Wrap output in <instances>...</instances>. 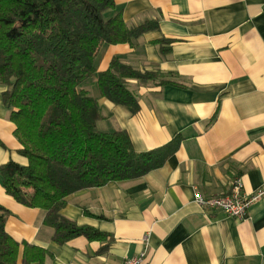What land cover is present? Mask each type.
Wrapping results in <instances>:
<instances>
[{"label": "crops", "instance_id": "crops-1", "mask_svg": "<svg viewBox=\"0 0 264 264\" xmlns=\"http://www.w3.org/2000/svg\"><path fill=\"white\" fill-rule=\"evenodd\" d=\"M114 1L127 26L156 27L131 43L103 46L96 70H106L117 56L160 77L128 79L139 103L134 114L102 97L96 76L86 80L82 88L102 115L96 127L125 131L137 152L175 137L178 148L139 179L65 197L61 215L106 234L101 239L54 242L44 212L8 196L0 178V204L10 212L6 231L44 249V264H122L144 249L142 264H264V196L241 220L195 201L196 193H230L237 178L244 193L264 190V0ZM5 89L0 85V165H27Z\"/></svg>", "mask_w": 264, "mask_h": 264}, {"label": "trees", "instance_id": "trees-1", "mask_svg": "<svg viewBox=\"0 0 264 264\" xmlns=\"http://www.w3.org/2000/svg\"><path fill=\"white\" fill-rule=\"evenodd\" d=\"M155 27L152 22L127 26L114 0H0L2 97L15 124L18 153L27 158V165H0L1 184L15 201L44 212V224L58 244L76 236H106L61 215L65 197L110 181L139 179L178 148L175 137L137 152L125 131L98 130L99 104L82 88L96 76L102 97L136 113L139 103L128 79L146 82L160 75L141 73L117 56L98 72L95 60L103 46L131 43ZM9 214L0 204V264H44V249L18 242L6 231Z\"/></svg>", "mask_w": 264, "mask_h": 264}, {"label": "built area", "instance_id": "built-area-1", "mask_svg": "<svg viewBox=\"0 0 264 264\" xmlns=\"http://www.w3.org/2000/svg\"><path fill=\"white\" fill-rule=\"evenodd\" d=\"M264 196L263 189H257L251 193L242 191V183L239 178L234 180L230 193L225 195H216L204 197L199 193L195 194V201L198 205L208 210H221L225 215L244 219L248 208ZM146 250L144 249L139 254L126 258L122 264H142Z\"/></svg>", "mask_w": 264, "mask_h": 264}]
</instances>
